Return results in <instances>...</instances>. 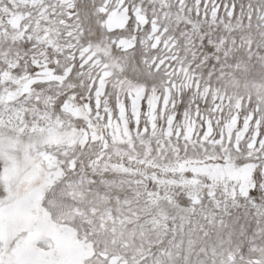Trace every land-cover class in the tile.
Segmentation results:
<instances>
[{"label": "rangeland", "instance_id": "374dc122", "mask_svg": "<svg viewBox=\"0 0 264 264\" xmlns=\"http://www.w3.org/2000/svg\"><path fill=\"white\" fill-rule=\"evenodd\" d=\"M0 143V216L38 173L0 253L46 220L83 264H264V0H0Z\"/></svg>", "mask_w": 264, "mask_h": 264}, {"label": "bare ground", "instance_id": "6f19581e", "mask_svg": "<svg viewBox=\"0 0 264 264\" xmlns=\"http://www.w3.org/2000/svg\"><path fill=\"white\" fill-rule=\"evenodd\" d=\"M64 76L65 75H57V74L54 75L51 72L43 73V72L40 71L35 76L29 77L27 79V82H28L27 90H29L30 86L33 83H35V82H38V81H41L42 82V81L58 80V79H60V78H62ZM50 136H51V134H50ZM52 138H55L56 140H59L60 139L59 133L57 135L56 134H54V135L52 134ZM48 139H51V137L48 138ZM55 139H52V140H55ZM5 144H4V146H5ZM7 146H5V147H7ZM11 155L10 156L8 155V157L11 160L9 161L10 162L9 163L10 164L9 167L6 170L7 171H11V172H13L15 174V180L12 181L13 183L10 182L9 184L16 185L18 182H23L25 184L24 187L26 186L25 187L26 189H25L24 193L21 194V195H18V196H21V197H18V198L19 199L21 198V201L20 202L23 203L22 202V200H24L23 195L26 196L27 198L30 197V196H36V195H34V192L37 191V189H35L36 187L35 188H33V186L27 187V185L30 182H32L33 180H35V178L38 175V173H36L34 171L35 168L27 160H23V161L17 160L18 162H16V160H14L15 158L13 159V157H12L13 155L12 156ZM10 180L11 179H9V181ZM11 195L12 196H16V191L15 192L14 191L11 192ZM37 195L40 198L42 197L41 196L42 193L40 191H39V193ZM22 197H23V199H22ZM13 199L16 200L15 197ZM11 201H13V200L11 199ZM17 202H18V200H17ZM21 203H18L16 205L14 204V206H12V207H10V209H8L9 210V212L7 211L8 214L6 212V214H7L6 217H8V216L11 215L13 217V219H9V218L8 219H5L6 217L4 218V216H5L4 214H1V215H4V216H0V230H1L0 233L2 232L5 236H7V238L5 240V242H6L7 245L5 244L6 245L5 247H8V244H10L9 243V242H11L10 239L12 238V236L15 233L16 230H19L22 227H24L30 221V219L37 218V217H35V215L34 216L33 215L32 216L31 215L30 216L29 215H25L26 214L25 213L26 211H28L27 212L28 214L30 212L26 208H24V209H26V211L24 212V210H23V206L24 205L21 206L22 205ZM11 204H13V203H11ZM33 219H32V221H34ZM35 226H37V227L33 228L34 227L33 226L32 227V230L33 229L34 230L30 232L28 230V225H27V230L29 231V233H27L28 234L27 236H26V234H24L26 236V237L24 236L25 237L24 238L25 241L23 242L22 239H21L22 242L20 240L17 241L16 246L14 245L15 248H13V253L14 254L12 253V251H10V253H12L14 257H11L10 253L7 254V249H5V250L2 249V250H4V252L3 253L2 252L0 253L1 254L0 255V264H2V262H4V264H48L47 263L48 262L47 261L48 259L47 260L42 259L43 256L42 257L40 256L39 252L37 251V248H35V243H34L35 240H37L39 237L42 236V234H45V233H46V235H45L46 237L51 238V240H53V242H54L53 249H57L60 253L65 254V256L67 255L70 262H72L74 264L75 263L76 264H83L82 263L83 249L82 248H79V246L76 243L73 242V240L71 239L70 235L66 234V232H62L56 226H54L53 224L47 222L46 220H43L39 225L36 224ZM25 230H26V228H25ZM16 232H18V231H16ZM9 249H10V247H9ZM9 249H8V251H9ZM42 252H44V251H42ZM87 253H89V251ZM56 255H57V253H56ZM103 257H105V256H103ZM50 258L52 260L53 257L51 256ZM83 259H84V257H83ZM50 263H51V261H50ZM108 263L109 264H123V262H117V257L116 256L109 257L108 258Z\"/></svg>", "mask_w": 264, "mask_h": 264}]
</instances>
